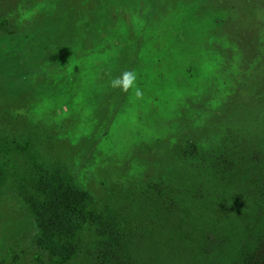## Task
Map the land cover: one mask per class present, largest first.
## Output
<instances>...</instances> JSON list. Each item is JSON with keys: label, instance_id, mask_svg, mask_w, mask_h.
<instances>
[{"label": "rangeland", "instance_id": "1", "mask_svg": "<svg viewBox=\"0 0 264 264\" xmlns=\"http://www.w3.org/2000/svg\"><path fill=\"white\" fill-rule=\"evenodd\" d=\"M0 17V112L17 117L0 129V264H58L9 139L131 248L165 239L177 259L204 233L235 244L256 227L264 0H0ZM125 70L142 99L110 88ZM79 237L85 254L65 264H119L96 232Z\"/></svg>", "mask_w": 264, "mask_h": 264}, {"label": "trees", "instance_id": "2", "mask_svg": "<svg viewBox=\"0 0 264 264\" xmlns=\"http://www.w3.org/2000/svg\"><path fill=\"white\" fill-rule=\"evenodd\" d=\"M4 22V18L0 17V28ZM16 119L10 112L1 111L0 129L12 133ZM8 143L16 165L24 171L21 181L29 188L38 184L27 195L20 197L34 226L45 239V245H52L58 264H65L70 259L85 254L79 237V233L85 228L98 234L103 255L119 264H135L134 260L138 264H264V162L255 169L259 177L257 186L248 191L249 200L258 208L257 213L260 211L254 225L256 227L237 239L235 244L230 242L228 233H204L200 235V240L182 242L179 248L182 255L176 259L175 252L167 256L170 248L165 239L160 246H154L155 253L150 249L153 242L144 245V249H134L128 244H122L120 236L110 230L106 219L96 209L89 193L76 189L70 183L57 184L54 181L48 184L51 183L49 176L52 174L25 160L23 153L26 152V147L15 140L9 139ZM194 151L191 148V152ZM171 250H175V246ZM122 255L126 257L124 260L119 258ZM161 255L163 258L158 259Z\"/></svg>", "mask_w": 264, "mask_h": 264}, {"label": "clouds", "instance_id": "3", "mask_svg": "<svg viewBox=\"0 0 264 264\" xmlns=\"http://www.w3.org/2000/svg\"><path fill=\"white\" fill-rule=\"evenodd\" d=\"M109 86L113 90L119 89L123 93L134 89L136 99H142L144 95L143 90L137 84V73L134 70H125L120 76L112 78Z\"/></svg>", "mask_w": 264, "mask_h": 264}]
</instances>
